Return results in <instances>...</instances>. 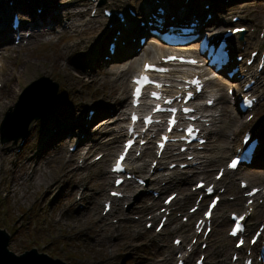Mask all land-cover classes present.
I'll return each mask as SVG.
<instances>
[{
  "label": "rangeland",
  "instance_id": "1",
  "mask_svg": "<svg viewBox=\"0 0 264 264\" xmlns=\"http://www.w3.org/2000/svg\"><path fill=\"white\" fill-rule=\"evenodd\" d=\"M30 1L14 0V2H18V8L15 9L12 7V0H0V10L3 11L0 12V17L7 21L8 27H10L13 16L19 14L20 19L23 20L21 31L32 34L30 39L19 46L13 44L15 36L13 34L12 40L2 43L0 47V58L4 57L8 60L7 69L0 66V135L8 132V136L14 137L17 134L19 128H15L14 122L13 125L6 126L4 132L1 130V125L4 124L8 111L12 107L15 108V105L24 96L26 89L35 86L42 79L48 81L41 82L39 87L52 84L50 86L57 87V89L54 101L49 105L43 117H37L29 124L27 129L23 130L26 132L24 135L19 132L18 143L11 141L9 144L2 145L0 136V230L6 231L11 237L10 251L21 256L36 250L39 254L47 255L64 264H176L178 251L173 247V240L181 237L184 240L183 247L191 241L189 232L187 236V232L179 231L182 226L187 227L189 224H184L185 215L179 217V213L186 214L188 212L194 205L197 194L191 200L187 198L182 204L178 203V200L191 191L200 177L188 175L189 182L181 191L183 193L174 188L164 192L157 210L160 209L162 201L169 194L176 192L179 196L173 202L172 209H176V212L170 218L169 226L157 234L155 228L158 219L152 221L153 227L147 228V224L151 222L148 219L154 214L150 208L156 200L149 193L151 185L147 186L149 191H145L146 195L130 193L131 195L128 194L131 196L129 203L120 201L121 212H118L119 207H115L108 216L103 214V204L108 199V192L112 190L113 181L110 178L107 197L99 198L101 194L100 172L103 168L108 172L112 161L122 147L123 140L120 144L113 146L109 152L97 148L89 156L87 155V158L84 155L95 142L101 141L104 145L109 138H112L113 132L111 131L116 125L111 123L122 122V120H116L119 115L115 111V108L119 107L121 93L116 94L115 98L105 97L110 94V90L105 89V86L95 87L92 84L94 78L99 80L109 78L111 83H113L112 80L120 83L125 79L129 68V64L126 62L131 58H138L139 63L136 70L139 71L142 61L145 59L144 50L154 42L148 40L146 46L137 48L135 57H129V54L124 55V51H122L118 53L115 60H111L108 55V47L116 30L108 28L112 20L107 21L103 17L102 10L108 8L112 11H126L128 7H132L139 17H142L144 8L150 3V0H38L37 5L32 9L29 8ZM180 1L185 2V0ZM216 3H218L216 9L208 2L202 6L203 8L207 5L211 7L210 11L212 12L209 14L214 19H217L221 7L226 10L237 8L236 12L227 15V19L232 20L235 16L240 18L241 22L236 25L248 26L247 28L251 30L250 33L256 35L254 43L257 45L262 43L258 49L264 50V0H223ZM43 5H46L47 11L41 9L44 7ZM14 9H18V11L13 12ZM5 10L7 13H4ZM52 10H55V13L62 19L65 17V11L77 15L85 13V16L77 17L75 21L63 19L59 26L56 23H51L50 27L54 32V38L51 42L45 43L44 40L33 37L37 29L31 25L33 17L36 16L47 24L46 28L49 29L48 24ZM94 10H96V16H93ZM41 20H39L40 23ZM137 22L140 21L134 19L132 24L136 25ZM73 25L80 26V31L82 30L83 34L72 40L68 36L73 34ZM62 32H67V34L61 38ZM139 38H133L132 42L135 41L134 43L137 45ZM122 43L129 48L126 42ZM65 47H68L70 51L66 66L72 68L75 75H81L84 79V83L79 84L77 88L69 87V78L64 70L55 71L52 76L47 74L41 66L45 62L55 63L58 49L63 50ZM250 47L251 51L254 50V46ZM121 48L120 43L119 50ZM159 51L160 49L156 46L149 58H153ZM245 51L244 49L242 52L246 53ZM28 60L34 61L39 67L32 72L30 81L25 79L26 81L22 83L21 87L16 88V96L11 103L9 98L15 93L12 90L13 81L10 70L24 68V63ZM63 68L66 69L65 63H63ZM113 73L116 76L112 78ZM132 75L133 73L127 75L128 84ZM215 79L225 85L224 90L212 87L210 91L218 93L219 97L225 99H222L221 105L217 102L215 107L209 111L216 110V116H219L220 110L224 106H228L232 117L242 118L252 128L259 127V130L264 131V105L260 106L261 103H264V71L261 73L259 85L256 84L253 91L261 99L256 108L247 114L239 113L237 107L233 105V96L230 95L231 89L233 92L238 90L240 92L242 85L231 88L230 82L226 79L221 77ZM236 82L239 80H234L232 83ZM200 100V104H202L206 97L204 96ZM90 110H94L96 118L89 126L85 127L84 120L88 121L94 117L89 115ZM252 116L254 117L252 118ZM126 118H128V114ZM218 118L225 117L220 115ZM105 121L110 122L106 129L103 124ZM222 124L221 122L219 125ZM44 126L45 131L40 135ZM246 130L243 129L237 137L234 133L227 131L229 148H233L235 144L231 142L235 139L239 141L242 139ZM85 137L88 139L81 143V139ZM217 145V137L210 139L206 145L207 150L203 151L204 155L213 158L212 149ZM60 146L64 150H60ZM71 147L75 148L74 151L78 150V156L73 166L67 165L71 154L74 153L70 150ZM260 149L262 150V148ZM171 153L168 152L166 156L172 155ZM259 153L251 167H242L238 172L226 175L218 184L217 190H226L222 195L220 209L216 211L215 221H218L219 224L223 220L220 214L223 203L228 205L225 208V219L228 221L230 213L245 212L246 209L243 208L246 202L245 192L250 188H261L264 185V161L257 159ZM99 156L102 158L97 161ZM231 156L232 153L227 155L223 162L210 160L205 166V171L211 177L201 178L213 180L217 171L225 167ZM185 158L186 156L183 157V159ZM153 159L152 156H144L138 159L137 164L148 167ZM172 161L164 162L163 167L161 166L162 169L167 170L173 163ZM37 165H40L39 167L42 169L40 175H37V172L34 173ZM176 170L178 171V169ZM186 171L189 173L190 170ZM36 178L41 182V187L35 184ZM179 181L180 179L176 177L174 185H181L182 183ZM241 181L248 182L249 189L247 191L240 189ZM132 187L127 191L133 190ZM260 197L254 204L259 210L257 215L251 219V226L248 228L251 233L264 222V198L260 199ZM97 198L99 199L96 200ZM238 198L243 200L242 207L236 202ZM207 203L208 200H205L202 210L206 208ZM145 208L147 209L144 210ZM202 210L194 216V220L201 215ZM102 214L105 220L101 219ZM230 225L229 222L226 228L220 227V233L215 232L214 225V230L208 239L210 246L203 252L206 255L205 264H231V256L235 252V241L230 239L229 252L226 254L223 252L225 241L229 240L227 231ZM244 253H246V249ZM198 256L199 254L196 258H190V264H194Z\"/></svg>",
  "mask_w": 264,
  "mask_h": 264
},
{
  "label": "bare ground",
  "instance_id": "2",
  "mask_svg": "<svg viewBox=\"0 0 264 264\" xmlns=\"http://www.w3.org/2000/svg\"><path fill=\"white\" fill-rule=\"evenodd\" d=\"M151 1H153V2L150 4V6L144 8V11H143L144 15H142V17H147L148 13H151L152 11H155L158 8V6L155 7V5H154L155 0H151ZM156 1H158V0H156ZM159 1H162L161 6H162L163 10L165 11L166 16H163V18H165V20L167 19L169 21L171 17H173V16L176 17L177 14L178 15H184L186 13V14H191V16H193V15L196 16V18L200 20L199 21L200 22V28L198 30L199 33H205L204 31L207 30L211 36L212 35H223L227 30H233L235 28L247 27L244 25H236V26L231 27L232 22H231V20L227 19V15L231 12H236L238 10L237 8H231L229 10L228 9L226 10V8L221 7L219 9V14H217V19L213 18L211 21L206 23V18L208 16V13H210L212 11H210L211 9L207 10L205 7L203 8L202 5L205 4L206 2H208V3L212 4L214 9H216V6L218 3H215L213 0H185V2H182L179 0V2L176 4H175V0H159ZM37 2H38V0H31L30 4H29L30 5L29 8L32 9L33 6L37 5ZM12 6L14 8H16L17 3H15L13 1ZM43 6H44L43 9L45 11H47L48 8H46V5H43ZM154 7L156 9H154ZM63 10H65V9H63ZM4 13H7V11L5 10ZM80 16L81 17L85 16V13H80L79 15H77V14H74L72 12H66L65 11V17L63 19L65 21L66 20L75 21V19L77 17H80ZM128 17H130V16H128ZM142 17H138V18L142 19ZM33 18L34 19H33L31 26L33 28L37 29L34 32L33 37L36 39H42L45 41V43L51 42L54 38L53 37L54 32L52 31V29L50 27L51 23H56V25L59 26L63 22V19L58 14L55 13V10H52V16L50 18V23L48 24V26L50 27L49 29L46 28L47 24L43 23L40 18H38L36 16ZM176 19H177V17H176ZM39 20H41V23L39 22ZM110 23H112V25L115 29L121 31V35H120V37H122L121 40L123 39V41L128 42L127 44H128L129 48H127L126 50L120 49L117 52L120 53V52L124 51V55L129 54L128 55L129 57H135L136 53H137L136 49L142 48V46L140 44L136 45L134 42H132V39L137 37L138 35H143V33H145L146 30L143 29L142 33H139L140 30L139 31L136 30V25L131 24V17L129 18V20L127 19V21H126V23H128V25H127L128 27L121 25L118 18H112V21ZM169 24H173V22H171ZM0 25H2L4 28L3 32H4L5 36L3 38V42L4 43L10 42L9 36H10V34L14 33V31L8 28L7 21L3 17H0ZM147 29L149 30L148 27H147ZM247 32H249V34H245L243 39H241V40L237 37L231 38L229 40L233 57H235L236 55L245 56L244 62L241 64L243 66L242 72H241V75H242L241 78H243V79L240 80L239 82H237L238 84L230 83L232 86L231 88H234V86L237 87L238 85H241L243 80H246L244 85L251 80H256V82H258V79L260 77V73L257 71L258 64H254L251 67L245 66L247 61L250 59L251 53L256 51L260 47V45L262 44V43H259L257 45L256 43H254L256 41L255 33H253V34L250 33L251 30H249V29ZM72 33L73 34L68 36L72 40L79 38L83 34L82 30L80 31V26H76V25L72 26ZM66 34H67V32L66 33L62 32L61 38L65 37ZM128 37H129V39H128ZM250 46H254V50L251 51L252 48ZM246 48H248V49H246ZM155 49H156V46L154 44H150L149 47L144 50V54H145L144 60L145 61H147V59L155 51ZM244 49L246 50L245 51L246 53L242 52ZM56 53H57V51H56ZM69 54H70V51H69L68 47H65L63 50L58 49V56L56 57L55 63L51 62V64H50V63L45 62L41 66L43 67V69L46 71L47 74L52 75V76H54L55 71H63L64 70L67 73V76L69 78V82H68L69 87L70 88H77L79 86V84L81 85L84 83L83 82L84 79H83V76H81V75H75L73 72V69L66 66L67 65V56H69ZM163 54L164 53L158 52L157 55H154L152 59H154V58H156V56H158L157 59H154V60H159L163 56ZM115 57L113 58V60L116 59ZM62 60H64V61L62 62ZM63 63H65L66 69L63 68ZM126 63L129 64V68L125 74V79L122 80L120 83H116L113 80H112L113 83H111L110 82L111 79H109V78L99 80L96 77L94 78V80L92 82V84L95 87L105 86L104 87L105 89L110 90V94L105 96V97L115 98L117 96L116 94H118L119 92L121 93L122 98L119 100V104H118L119 107H116L115 111L118 112L117 115H119V118H117L116 120L117 121L122 120V122L119 124H117L116 122L111 123L112 125H116L115 127L112 128V131H111V132H113L112 138H109V140L104 145L102 144L101 141L99 143L95 142L90 147L89 151L86 154H84L85 158H87L92 153V151L97 149V148H100L101 150L102 149L107 150L109 152L113 148V146H115L116 144H120L122 140H123L122 143L125 141L127 133H126V130H125L123 125H124V123H127L129 121V119L127 121L126 115H127V111L130 109V106H131V102H129L130 83L128 84V82H127V75L129 73L138 72L136 69H137L139 61H138V58H133V59L131 58ZM24 64H25V66L22 69H19V70L15 69V68H13L12 70L9 69L11 71V79L13 81L12 90L15 93L14 96H10V98H9V101L11 103L15 99L16 88H20L22 83H24L26 81L25 79H28V81H30L32 78V72L37 67H39L34 61H31V60H28ZM0 66H2L4 69H7L8 68V60L5 59L4 57H1L0 58ZM177 74L178 73H176L174 75V77H176ZM115 76H116L115 73H113L111 75L112 78ZM167 79H168L167 82H176V81H178L179 77L175 78V79L174 78H170V79L167 78ZM175 86L179 87L180 84L176 83ZM212 87L220 88V90L222 91V90H224L225 85L218 82L216 79L208 81L206 84L205 91L203 93V95H205V97L207 96L205 102L202 104L196 103L193 105V107L196 108L199 113H205L206 114L205 117L209 119V122L212 125L211 127H206V123H198V126L202 129V133L205 135V137L208 140H210L214 137H217L218 145L213 147V149H212V152L214 155L213 158L207 157L206 155H204L202 150H198L197 149L198 145H192L189 147V150L186 154L179 153L178 155L172 157L174 163H179V165L182 163H187L189 168L191 169L189 171V173H188V171L180 172V171L175 170L174 172H170V173L167 172L164 175L163 174L161 175V173L158 172L157 175L154 176V173H152L151 170H152L153 161L156 160V157L154 154V146L151 147L152 142L150 141L149 146L145 147L144 152H143L145 157H148V156L154 157L153 161L150 163V165L148 167L138 165L137 163L139 160L137 158H135V156H133L128 161V171L132 174H135L136 177H138V178H143L145 180H148L151 183L150 189H153L155 192L160 193V197L157 200H155V204H153V206L150 208L154 211V217L155 218L159 217V215H158L159 209L157 210V207H158L159 202H161V195L165 191L172 189V188L178 189L179 192L183 191V188L188 185L189 178H190L188 175H190V174L192 176H198L200 178L204 177V176H207V178H210L211 175H208L205 171V169H206L205 166L208 164V162L210 160L211 161L217 160L218 162H223L227 155H229L231 153L233 155L236 154L237 149L242 146V140L244 137L240 141L235 139L233 142H231L235 145L233 146V148H231V147L229 148L230 143L228 142L227 131L234 133V135H236V137L238 136V134L243 129H247V130L251 131L254 139L255 138L258 139L260 146L262 148V150L260 149L261 151L259 153V158H257V159L264 161V131L259 130V127L252 128L250 126V124L247 122H244L242 118L232 117L231 116V110L228 106H224L220 110L221 114H219V116H216L217 115L216 110H214L213 112L209 111L211 109H208V107L206 106L207 102H209L213 98H216L217 99L216 101L218 102V104L221 105L222 99L223 100L225 99V98L219 97L218 93L210 91V89ZM243 88L244 87L242 85V89H240V92H239V90L236 92H233V94H234L233 97L235 98L234 99L235 101L238 98H241V97H244L245 95H248L249 93L253 94V97L258 96V95H256V92H253V90L251 92L244 91V92H246V94H244ZM261 105L263 106L264 103H261L260 106ZM119 108H121V109H119ZM220 115L225 117V118H222V119L218 118V117H220ZM95 118H96V115L92 119L91 118L88 119V121L84 120L85 127L89 126L91 124V122H93V120H95ZM109 121H105V123H103V124H105L104 129L109 127V124H110ZM221 122L223 124L219 125ZM44 131H45V126L43 127V130L40 131V135ZM87 139L88 138L85 137L84 139H81L80 142L84 143L85 140H87ZM59 149L64 150V148L62 146H60ZM204 149H206L205 145L203 147V150ZM119 152L120 151H118V153ZM184 155H186V158L188 156H193L194 158L191 161H188L186 159L184 161L179 162V160ZM77 156H78V150H76L73 154H71L67 165L73 166L75 161H76ZM163 160L167 161V160H169V158H167L165 156ZM162 165H163V161H158V166L154 169V172L156 170H158ZM39 166L40 165H37L35 170H34V173L37 172V175H40V172L42 171V169H40ZM238 170H240V168L237 169V172H238ZM168 171H171V170L168 168ZM226 174H227V176L231 175V172H228ZM100 176H101V182L99 184L101 187V194L99 195V198H106L107 195L109 194V192L107 194V187L110 184V178H111L110 171L108 170V172H107L106 169L103 168L100 172ZM176 177H178L180 179L179 183H182L181 185H177V184L174 185V181H175ZM201 180L206 181L203 178V179L198 180L196 182V184ZM213 181L214 180H210L208 183L213 182ZM163 183H164V185H162ZM227 183L229 184V182H227ZM35 184H37L39 187L42 186L41 182L39 180H37V178H36ZM133 184H136V185H134L133 194H138V195H143V196L146 195L145 191H148V188H143L137 182L133 183ZM261 187H263V188H262V192L260 194L264 196V185ZM254 188H251L247 192H250ZM258 188H260V187H258ZM126 190L127 189H125L122 193H124V192L126 193ZM127 193H129V191H127ZM181 193H183V192H181ZM200 193H203V191H201ZM194 195H195V193L190 191L186 194V196H182V198L178 200V203L182 204L187 198L191 200L194 197ZM130 197L131 196H129V195H124L122 202L124 201L125 203H129ZM99 198H97L96 200H98ZM261 198L262 197H260V199ZM108 200H110L109 196H108ZM119 202H120L119 200L114 199V206L117 208L119 207L120 210H118V212H121L122 206H120L121 204ZM236 202L238 205H241V207H242V204H243L242 199L238 198L236 200ZM223 204L224 205L221 206V212H220L223 220L220 222V224L218 223V221H214V220L212 223V225L213 224L215 225V232H217V233H220V231H221L220 227H223V229H224V228H226L227 224L229 223V221H227V219H225V215H226L225 208L228 205L226 203H223ZM201 206H203V203L201 204ZM252 207H253V213L251 215V218H252V216H256L258 213V210H259L254 205ZM146 209L147 208H145L144 210H146ZM219 209H220V205H219L218 210ZM112 211H113V209L110 212H112ZM160 217H162V216H160ZM251 218L247 222L248 223L247 226L249 228L251 226ZM101 219L105 220L103 215L101 216ZM185 230L191 232L192 231V223H190L187 227L182 226L179 231H185ZM169 250H171V249H169ZM229 250H230V239L225 241V247H224L223 252L226 254L229 252ZM193 251H197V249L194 247ZM179 252L183 253V250L181 247H180Z\"/></svg>",
  "mask_w": 264,
  "mask_h": 264
},
{
  "label": "water",
  "instance_id": "3",
  "mask_svg": "<svg viewBox=\"0 0 264 264\" xmlns=\"http://www.w3.org/2000/svg\"><path fill=\"white\" fill-rule=\"evenodd\" d=\"M33 89L34 87H31L26 92V96H25L26 98L24 97L22 99V102L17 105V110L14 114L12 113H9V115L7 114V118L5 121L6 124H10L13 122L17 124V120H19V122L23 120V115H25L27 111V106L25 105L27 95L28 98H31L32 92H35ZM39 90H42V87H39ZM47 90L50 97L49 99H52L54 96H56V90L53 89L52 86L47 87ZM36 93H38V91H36ZM42 97L45 96L42 95ZM31 122L32 119L24 120V122L18 126L19 129L17 131V134L13 138L3 139L2 141L4 143H8L14 140L15 143H17L19 139L18 138L19 132H21V134L24 135L26 132L23 130H26ZM10 239L11 237L6 231L0 230V264H64L58 260H53L49 258L47 255L39 254L36 250H32L29 253L27 252L21 256H18L9 250Z\"/></svg>",
  "mask_w": 264,
  "mask_h": 264
},
{
  "label": "snow or ice",
  "instance_id": "4",
  "mask_svg": "<svg viewBox=\"0 0 264 264\" xmlns=\"http://www.w3.org/2000/svg\"><path fill=\"white\" fill-rule=\"evenodd\" d=\"M234 31H242V29H235ZM169 59H175V58H169ZM186 62H188V63H196V61H186ZM144 70H145V72L150 71V70H151V71H165V70H163V69H157V68H155L154 65H148V64H146V65L144 66ZM134 83H136V84L138 85V87L136 88L135 93H134V95L137 97V100H138L139 96L141 95V89H142V87H143L145 84H147V83H153V81H151L147 76H143V75H142V76L138 77V78L134 81ZM190 83L195 84V85H197V87H199V81H198V80L190 81ZM159 86H160V85H157V87H159ZM152 96H153L154 98L159 99V94H158V93H152ZM190 97H191V93H189V98H190ZM166 102H167V103H171V101H166ZM154 110H155V111H162L163 109H161V108L159 107V105H157L156 109H154ZM170 111H172L173 113H175L176 110H175V109H170ZM185 111H186V112H187V111H192V109H185ZM136 119H138V118L135 116V114H133V122H134V123H135ZM145 122H146V123H151V122H152L151 117H146V118H145ZM169 123H170V125L174 124V123H175L174 118H173ZM169 131H171V127H169ZM187 132H188L189 135H191L192 132H193V129L189 128V129H187ZM162 139H163L164 141H166V140H167V137H163ZM130 146H131V141H129V144L126 145L125 152L122 153L121 156H120V157L118 158V160L116 161V163H115V165H114V168H113L114 171H117V172L123 171L122 162H123V160H124V158H125V155L127 154V148L130 147ZM160 147L162 148V147H163V144H161ZM236 165H237V161H236V160H233V161L231 162V164L229 165V167L234 168V167H236ZM218 178H219V177H218ZM120 183H121V181L118 180V181H117V184H120ZM201 186H202V185H201ZM208 191L211 192L212 189L209 188ZM113 195H118V194H117V193H113ZM248 195H252V193H248ZM215 204H216V201L213 202L212 207H215ZM210 214H211V210H210L208 213H206L205 215H206V216H209ZM243 219H244V217H235V216H234V220L236 221V223H235V227H234L233 231L231 232V235H236L237 232L242 231V226H241V224L239 223V221H240V220H243ZM176 243H180V242H179V241H176ZM253 243H255V239L253 240ZM242 244H243V240H241V241H240V244H238L237 246L239 247V246L242 245Z\"/></svg>",
  "mask_w": 264,
  "mask_h": 264
}]
</instances>
